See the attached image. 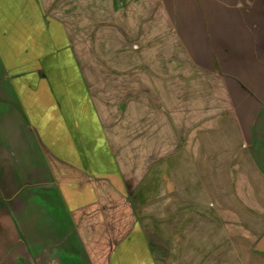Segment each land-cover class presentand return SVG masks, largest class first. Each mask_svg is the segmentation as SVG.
Listing matches in <instances>:
<instances>
[{
	"label": "crops",
	"instance_id": "obj_1",
	"mask_svg": "<svg viewBox=\"0 0 264 264\" xmlns=\"http://www.w3.org/2000/svg\"><path fill=\"white\" fill-rule=\"evenodd\" d=\"M167 1L211 26L223 74L200 120L191 79L189 124L129 167L111 125L133 95L103 103L77 49L119 27L164 46ZM263 27L264 0H0V264H264V36L234 35Z\"/></svg>",
	"mask_w": 264,
	"mask_h": 264
},
{
	"label": "rangeland",
	"instance_id": "obj_2",
	"mask_svg": "<svg viewBox=\"0 0 264 264\" xmlns=\"http://www.w3.org/2000/svg\"><path fill=\"white\" fill-rule=\"evenodd\" d=\"M166 11L164 46L160 42V47H157L155 33H132L127 32V27L123 30L119 27L116 40L108 33L91 32L87 34L89 38L85 48L77 49L91 89L103 103H120L126 98V90L128 95H133V122L126 124L124 115L118 118L119 124L111 125L123 162L133 153V159L126 160L129 167H140L141 156L151 152L156 154L163 140L171 142L175 116L185 118L182 124H189L191 79L197 78L200 120L207 110L205 85L211 83L205 81L206 77L214 73L223 74L221 67L210 63L214 51L209 47L212 34L204 30L211 26L202 24L203 18L196 17L197 10L191 7L190 2L167 1ZM214 19L204 17V22ZM234 35L238 41H245L247 46L257 41L258 47L262 45L264 31L257 32V35L247 31ZM149 38L155 42H150ZM99 44L104 47L98 48ZM109 44L114 47H109ZM257 72L264 73V63L257 61ZM131 84L132 88L129 87ZM215 97L221 101V91L215 92ZM217 101L214 99L213 102L212 98L209 104L215 112L212 113L214 121L210 124H217L216 118L221 115V105ZM232 196L237 199L236 194Z\"/></svg>",
	"mask_w": 264,
	"mask_h": 264
},
{
	"label": "water",
	"instance_id": "obj_3",
	"mask_svg": "<svg viewBox=\"0 0 264 264\" xmlns=\"http://www.w3.org/2000/svg\"><path fill=\"white\" fill-rule=\"evenodd\" d=\"M263 245H264V236L261 238V240L258 243H256L254 250L264 251Z\"/></svg>",
	"mask_w": 264,
	"mask_h": 264
}]
</instances>
